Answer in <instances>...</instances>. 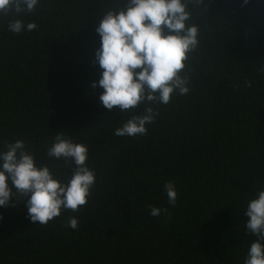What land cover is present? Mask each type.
I'll return each mask as SVG.
<instances>
[{"label":"trees","instance_id":"obj_1","mask_svg":"<svg viewBox=\"0 0 264 264\" xmlns=\"http://www.w3.org/2000/svg\"><path fill=\"white\" fill-rule=\"evenodd\" d=\"M119 3L40 0L34 13L0 15V151L23 140L66 183L75 165L46 155L64 131L88 145L96 173L87 205L47 226L30 221L14 190V204L0 207V264H244L257 239L244 213L264 189V0L189 5L199 27L184 70L190 91L150 105L159 115L135 137L113 133L145 105L109 112L91 87L102 71L95 29ZM17 18L38 27L14 34ZM149 205L168 211L153 217ZM73 216L77 230L65 226Z\"/></svg>","mask_w":264,"mask_h":264},{"label":"clouds","instance_id":"obj_2","mask_svg":"<svg viewBox=\"0 0 264 264\" xmlns=\"http://www.w3.org/2000/svg\"><path fill=\"white\" fill-rule=\"evenodd\" d=\"M202 2L127 0L126 7L119 11L121 2L102 14L95 29L100 36V47L93 60L102 71L98 82L94 81L91 87L103 89L99 100L109 112L119 108L126 113L145 105L142 113L132 115L122 126L115 127V136L147 135L146 125L154 123L159 115L150 105H167L173 94L189 93L190 78L184 70L189 54L199 45V27L188 23L192 19L189 5L201 7ZM39 3L40 0H0V15L34 13ZM37 27L35 22L25 24L18 18L8 23V30L14 34ZM245 86H251L250 82ZM4 149L0 151V207L14 204L15 190L16 195L27 198L30 221L47 226L62 211L79 212L87 205L96 183V173L87 164L88 145L74 143L64 131L56 132L46 155L75 165L66 183L54 178L46 164L38 166L23 140L5 141ZM163 187L168 204L174 207L178 199L174 182H166ZM149 209L153 217L168 211L152 205ZM244 214L247 231L257 237L250 244L244 264H264V189L258 190L256 198L248 202ZM65 226L77 230L78 218L69 217Z\"/></svg>","mask_w":264,"mask_h":264}]
</instances>
